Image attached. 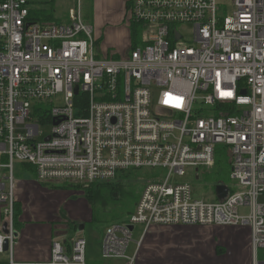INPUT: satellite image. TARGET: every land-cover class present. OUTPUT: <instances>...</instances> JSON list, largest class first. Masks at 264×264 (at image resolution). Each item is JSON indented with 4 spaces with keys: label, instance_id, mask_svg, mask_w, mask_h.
<instances>
[{
    "label": "built area",
    "instance_id": "built-area-1",
    "mask_svg": "<svg viewBox=\"0 0 264 264\" xmlns=\"http://www.w3.org/2000/svg\"><path fill=\"white\" fill-rule=\"evenodd\" d=\"M76 1L59 23L33 20L29 0H0L6 264H88L82 234L54 240L49 261L14 259L16 161L47 184L109 182L135 168L166 172L144 183L127 222L108 227L104 258L135 264L142 240L133 256L127 249L137 225L145 232L223 224L250 227L252 264H264V0H233L230 10L220 0H129L128 21L140 37L124 55L97 47ZM219 146L231 157V184L214 186L215 201L194 197L190 182L169 180L202 179ZM219 185L227 197L218 196Z\"/></svg>",
    "mask_w": 264,
    "mask_h": 264
},
{
    "label": "rangeland",
    "instance_id": "rangeland-1",
    "mask_svg": "<svg viewBox=\"0 0 264 264\" xmlns=\"http://www.w3.org/2000/svg\"><path fill=\"white\" fill-rule=\"evenodd\" d=\"M104 1L105 4H109L113 0ZM220 1L222 3H226V6L229 7L228 10H230L229 5L233 0ZM76 5V0H57L56 15L60 18V20H58L57 22H68L70 17V9L74 8ZM93 9L94 0H82L83 17L86 21L89 20V23L93 21ZM128 18L129 17L127 16V18L125 19V23L119 26L117 24V26H114L115 23H111L110 26H108L111 28L106 34V37L110 39L112 45H115V49L117 50L116 52L120 53V55H124L131 45L129 39L130 34L126 29V25L128 26L127 22L129 23ZM118 44L124 45L123 49L118 48ZM42 130L45 135L50 134L51 125L42 126ZM217 160L221 165L217 164V166H215V168L212 169L210 173L205 174L200 180H197L191 176L181 177L176 173L172 174L169 180L171 182H190L193 186L194 197L205 199L207 201H215L216 197L214 186L219 183V181L226 182L224 184H231V166L228 152L226 153V150L222 148L217 150ZM32 167L33 166L29 163L19 161L15 162L16 186L18 182H23L28 185L27 187H24L21 193L23 199L28 200V202L25 203L29 207V212L37 214L41 217H48L55 212H59L60 209V211H63L62 213L66 212L67 209L71 210L72 204L66 205L64 202V204L62 205V203L56 200H51L43 194H37L36 192L29 190L30 182L32 184L34 180L37 181L35 169L32 170ZM132 170L133 172L137 173L143 171V173H140L138 175L139 177L135 179H131L130 176L123 177L125 172ZM127 171L123 173L121 172L117 176V178L109 181L112 182L116 187L115 191L117 190L118 194L115 196L118 197L119 194H121L120 200L112 198L110 189L105 188L101 194H95L94 196L90 197V199L92 200V203L90 204L89 200L87 199L86 190L89 189L93 184H100L99 186L103 188L107 182H96L89 184H82L77 182H56L50 183V185H48L47 183H41L39 186L45 185L50 186L51 188H56V185H60L66 187L64 189L69 191L71 193V197L76 201L79 199H85L88 203L90 211L87 215L80 216L77 219H71L70 217L65 216L67 214L64 213L65 215L61 216L62 219L56 222H52L49 232L51 235V246L54 240H71L76 235L82 234L87 242L86 259L88 260V264H127V261L124 259H110L103 257V246L107 229L111 224L117 223L116 220H114L116 219L114 217H117L122 211V199H124L126 203H130L131 201L133 202L136 197L138 201L143 190L144 183L148 179L156 178L158 175L164 176V174L166 173L162 169L155 168H135ZM2 174L3 172H0V175ZM6 183L9 187L8 180L6 181ZM59 189L62 188L59 187ZM15 202L20 203L21 207V214L18 219L15 218L14 214V225L16 231L18 232L19 230L21 231V227L24 222V204L20 200H15ZM14 209L16 208L14 207ZM87 210L88 209L86 208L85 211ZM94 211L96 217L92 219L91 215ZM241 211L247 212V209H242ZM81 224H84L83 230L79 231L78 229ZM172 227H182L184 228L182 230L185 231V233L165 236L162 235V230H160L161 232L158 231L156 232L155 236L151 237L152 232L147 234L146 231L144 232V227L142 225H137L133 232L132 240L128 245L127 255L133 256L138 249V242L142 240L141 247L136 253L137 257L135 264H178L179 261L180 264H239L238 261L240 259V256H235L234 259L232 257V248H234V242L233 235L230 232L232 228H236V226L214 224L194 226H168L164 228ZM237 227L240 229L243 228L241 230H245V228L250 229V227L248 226L240 225ZM22 231L20 237L16 242L15 255L19 254V241L22 242L23 240H27L23 238ZM225 231H227L228 234H225ZM24 233V236L26 237L27 234L26 232ZM31 236H34V233H31ZM148 244L155 247L154 250L161 248V250L157 252V255L161 256V260H155L158 259V256H156L155 253H151L145 250ZM241 246V239H239L234 251L235 253H238V255L242 253ZM39 249H41L42 251L44 250V248L42 247H40ZM261 257H263L262 254ZM8 258V254L0 255V259H2L3 261L5 259V262H7ZM22 261L33 260L22 259Z\"/></svg>",
    "mask_w": 264,
    "mask_h": 264
},
{
    "label": "crops",
    "instance_id": "crops-1",
    "mask_svg": "<svg viewBox=\"0 0 264 264\" xmlns=\"http://www.w3.org/2000/svg\"><path fill=\"white\" fill-rule=\"evenodd\" d=\"M128 1L129 0H113L109 4L106 3L104 0H94V9H93V18L92 22H90L95 29V35L96 40L99 42V47L101 51H111L113 50L115 53L120 54L116 52L115 45L111 44L110 39L106 37V34L108 30L111 27V23H115L114 26H119L125 23V19L128 16ZM117 24V25H116ZM128 26L126 25V29L128 30L130 34V44H131V24L128 23ZM118 48L123 49L124 45H119ZM125 49V48H124ZM126 50V49H125ZM41 183L37 181H33L32 184L30 182V188L29 190H32L36 192L37 194H43L47 196L51 200H56L62 205L65 204H72V209H67L65 215L62 213L63 211L55 212L51 216L48 217H41L37 214L29 212V207L25 202H28L27 199H23L22 191L24 187H27L28 185L25 183L18 182L15 194L16 198L15 200H20L24 204V222L22 224V234L23 238L27 240H23L22 242L19 241V254L15 255V247L17 239L20 237L21 231L19 230L17 232V238L15 242L14 247V259L18 262H46L51 259V235H50V225L52 222L59 221L61 216L65 215L70 217L71 219H77L80 216L87 215L89 211L88 203L85 199H79L75 200L71 197V193L65 189H59V188H51L50 186H39ZM38 185V186H36ZM50 185V183L48 184ZM86 208L88 209L87 211ZM62 213V214H61ZM72 215H71V214ZM5 225V215H4V204L0 203V232H3V227ZM168 226H159L154 225L148 228L146 231L147 234L151 233V237L155 236L156 232L162 230V235H176L180 233H185L183 231L182 227H172V228H164ZM243 229V228H241ZM236 226V228H232L230 231L233 235V242H234V248L233 249V259L235 256L239 257V264H252V239H251V230L248 228L245 230H241ZM33 231V232H31ZM241 231V232H238ZM243 231V232H242ZM24 232H26L27 236H24ZM161 232V231H160ZM31 233H34V236H31ZM225 234H228L227 231H225ZM241 239V249L242 253L238 255V253H235L236 245L238 243V240ZM161 244H167V243H161ZM158 245V244H157ZM34 247V248H32ZM40 247L44 248L42 251L39 249ZM155 247L151 246L150 244L147 245L146 251L155 253L156 256H158V259L155 260H161V256L157 255V252L161 250V248H158L154 250ZM37 251V252H36ZM17 257V258H16ZM22 259H32L33 261H22ZM8 261V260H7ZM235 262V260H234ZM0 264H6L5 259L4 261L0 259ZM180 264V261L179 263Z\"/></svg>",
    "mask_w": 264,
    "mask_h": 264
},
{
    "label": "trees",
    "instance_id": "trees-1",
    "mask_svg": "<svg viewBox=\"0 0 264 264\" xmlns=\"http://www.w3.org/2000/svg\"><path fill=\"white\" fill-rule=\"evenodd\" d=\"M56 1L57 0H29V3L31 5L30 17L33 20L40 21V22H57L58 20H60V18L56 15ZM87 21H89V20H87ZM139 37H140V26L135 24V23H132L131 24V43L134 42V44H135V42H137L139 40ZM96 45L100 49L98 41L96 42ZM220 148L225 149L226 153L228 152L229 161H230L231 157H230L228 148H226V146H219L217 148V150H219ZM217 164L221 165V164H219V161L217 160V157H216V165L215 166H217ZM32 170H34V167H32ZM140 173H143V171L137 173V172H133V170H132V171L125 172L124 175L123 174H121V175H123V177H126V176L129 177L130 176L131 179H135V178L139 177L138 175ZM220 182L226 183L224 181H219V183ZM99 185L93 184V185H91V187L89 189L86 190L87 199L89 200L90 204L92 203V200L90 199V197L94 196L95 194H97V195L101 194L105 188L110 189V194H111L112 198L120 200L121 194H119L118 197L115 196L118 194V192H117V190L115 191L116 187L112 182H107L103 188L100 187ZM55 187L56 188L60 187L62 189L66 188V187H63L60 185H56ZM121 201L123 204V208L121 209L122 211L120 212V214L117 217H114V218H116L114 220H116L117 223L127 222L129 220L130 216L134 213L135 206L138 202L136 197H135V200L133 202L131 201L130 203H126L124 199H122ZM14 207L16 208L15 209V212H16L15 218L18 219V217L21 214L20 203L14 202ZM91 217H92V219H94L96 217L95 211L92 212ZM119 218H120V220H119Z\"/></svg>",
    "mask_w": 264,
    "mask_h": 264
},
{
    "label": "water",
    "instance_id": "water-1",
    "mask_svg": "<svg viewBox=\"0 0 264 264\" xmlns=\"http://www.w3.org/2000/svg\"><path fill=\"white\" fill-rule=\"evenodd\" d=\"M78 92V88H76V93ZM245 93V92H244ZM217 193H218V196L222 199V198H225L227 197L228 193H229V190L226 186H223V185H219L217 186ZM83 226L84 224H81L79 226V230H83ZM134 227L131 226V230H133ZM3 232H6L7 233V224L5 223L4 227H3ZM8 241L5 242V249L7 250L8 249Z\"/></svg>",
    "mask_w": 264,
    "mask_h": 264
}]
</instances>
